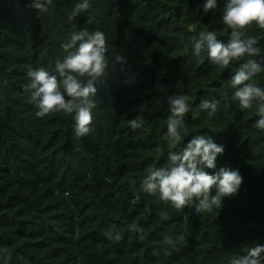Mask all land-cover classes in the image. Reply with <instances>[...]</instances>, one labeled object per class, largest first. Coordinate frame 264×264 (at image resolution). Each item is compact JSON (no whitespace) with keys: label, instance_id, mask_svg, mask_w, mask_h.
<instances>
[{"label":"trees","instance_id":"16d2710c","mask_svg":"<svg viewBox=\"0 0 264 264\" xmlns=\"http://www.w3.org/2000/svg\"><path fill=\"white\" fill-rule=\"evenodd\" d=\"M78 2L53 0L38 13L32 0H0V264H229L245 246L264 245V130L231 87L246 58L220 67L206 49L194 53L202 31L227 42L226 0L207 13L206 0H89L69 20ZM84 29L105 33L108 61L92 131L77 137L73 116H36L26 85L29 67L55 74L68 54L62 44ZM243 36L258 41L264 66V29L253 24ZM249 82L264 88V71ZM182 94L184 144L207 135L224 152L205 171L229 167L243 177L212 212L177 210L141 186L149 168L167 164L169 98ZM205 99L217 103L212 115L199 109ZM133 118L142 127L132 129ZM181 234L183 242L165 244V235Z\"/></svg>","mask_w":264,"mask_h":264},{"label":"clouds","instance_id":"9594fccd","mask_svg":"<svg viewBox=\"0 0 264 264\" xmlns=\"http://www.w3.org/2000/svg\"><path fill=\"white\" fill-rule=\"evenodd\" d=\"M53 0H32L31 7L38 13H46ZM90 7L89 0H80L68 19ZM217 8V0H206L203 6L205 13ZM222 21L231 29L227 42L217 38L213 31H202L194 45L197 57L206 49L211 63L226 67L232 61L244 59L239 70L231 78V87L235 90L233 100L239 103L241 110L255 109L259 117L255 122L258 129L264 130V88L249 81L264 71V66L255 59L260 55L258 41L253 37L244 38L243 31L251 25L264 29V0H226L223 8ZM194 30V29H192ZM68 54L58 60L55 74L44 68H28L29 83L26 90L30 91L31 99L37 107L36 116L44 118L53 113H64L73 116L77 137L88 135L92 131V110L96 107V82L105 75L107 67V41L105 33L100 30L89 32L87 29L74 32L68 43L62 44ZM75 48L74 51H70ZM117 56V61H122ZM189 96L177 95L169 98L167 119V164L164 167L149 168L142 180L144 192L158 194L163 202L170 203L177 210L192 206L197 214L221 209L223 198L235 195L243 182V177L236 169L221 167L215 174L207 169H216L218 155L224 152L223 145H218L207 135H192L184 144L188 132L185 128L184 116L189 111ZM200 111L212 115L217 110V103L202 100ZM199 112H193V118ZM132 129L142 127L143 121L133 118L128 121ZM183 145V146H182ZM160 151V149H158ZM215 188V194L212 190ZM162 219H168L167 212H160ZM129 230L141 233L143 229L137 225H129ZM109 238H113L109 233ZM117 241L121 236L117 233ZM184 241L178 235L175 240L170 235L164 236L167 245L174 246ZM243 254H235L229 264H264V245L245 246ZM165 254H168L167 252Z\"/></svg>","mask_w":264,"mask_h":264}]
</instances>
